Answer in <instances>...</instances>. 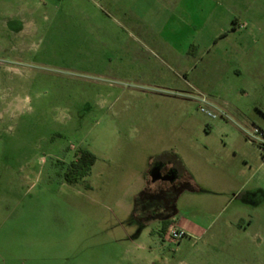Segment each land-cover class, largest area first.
I'll list each match as a JSON object with an SVG mask.
<instances>
[{"label":"rangeland","instance_id":"rangeland-1","mask_svg":"<svg viewBox=\"0 0 264 264\" xmlns=\"http://www.w3.org/2000/svg\"><path fill=\"white\" fill-rule=\"evenodd\" d=\"M77 2L0 0V264H264V0ZM175 185L161 212L210 226L181 249L149 221Z\"/></svg>","mask_w":264,"mask_h":264},{"label":"crops","instance_id":"crops-1","mask_svg":"<svg viewBox=\"0 0 264 264\" xmlns=\"http://www.w3.org/2000/svg\"><path fill=\"white\" fill-rule=\"evenodd\" d=\"M69 3L72 4V6L75 8L78 4L77 0H66ZM104 1V2H103ZM84 4H86L90 9L97 11L98 16H101L102 18L106 19H113V9L114 5H118L120 3V0H83ZM45 3V2H44ZM82 4V3H81ZM39 5V4H37ZM85 5V6H86ZM84 6L83 16L85 19H90L89 16L86 14L88 12V8ZM125 5H123L124 7ZM18 10L11 12L10 22H17L19 21L20 24H22L21 30H18V35H25L31 33V26H36L35 17L37 16V10L36 8L32 9L28 3H25L23 1V5L17 7ZM145 9L146 13H151V6L148 4ZM68 16L71 17V13H68ZM135 19H141V16L137 13H134L133 15ZM33 32V31H32ZM176 223L174 225L178 226L182 233L184 234L183 239L178 243L179 249H181L182 243L185 240L187 244H192L193 242H198L199 240L203 239L205 235L207 234L210 226H202L200 224H197L193 221H190L188 219H181L179 221H175Z\"/></svg>","mask_w":264,"mask_h":264},{"label":"flooded vegetation","instance_id":"flooded-vegetation-1","mask_svg":"<svg viewBox=\"0 0 264 264\" xmlns=\"http://www.w3.org/2000/svg\"><path fill=\"white\" fill-rule=\"evenodd\" d=\"M4 102H7V101L2 96H0V103H4ZM155 164H158V166L154 167L157 169L156 174H155L156 177L164 179V180H171L175 184L176 183L181 184L182 182L180 181L181 171L178 167H176L174 164H172L169 161L167 162L160 161V162L154 163L153 166ZM152 170H154L153 167H152ZM175 186H172L170 189H166L160 193V197H159L160 203L157 205L158 209L156 208L159 211H156L154 214L153 212L149 214V217H150L149 221H160L161 222L162 232L167 224H169L170 226L173 222H175L174 218H171L168 212L166 213L167 209L165 213L164 212L162 213L160 210L161 207L165 209L167 208V206H169L167 201L168 199L172 198V194L177 191L178 185H175Z\"/></svg>","mask_w":264,"mask_h":264},{"label":"trees","instance_id":"trees-1","mask_svg":"<svg viewBox=\"0 0 264 264\" xmlns=\"http://www.w3.org/2000/svg\"><path fill=\"white\" fill-rule=\"evenodd\" d=\"M178 161V159L174 158L169 162L174 164L179 169H181V167L184 169V167L181 165V162ZM95 162L96 157L93 153L88 150L79 149L75 155V160L68 165V170L65 175L66 181L69 184L79 183L91 173L92 167L94 166ZM184 171H186V169H184ZM168 228L169 224L165 226L162 233H166L168 231Z\"/></svg>","mask_w":264,"mask_h":264},{"label":"built area","instance_id":"built-area-1","mask_svg":"<svg viewBox=\"0 0 264 264\" xmlns=\"http://www.w3.org/2000/svg\"><path fill=\"white\" fill-rule=\"evenodd\" d=\"M203 113H207L210 117L215 118L216 116L213 113H210L206 111L205 109H202ZM184 237V234L180 230V228L176 225L171 226V228L165 233L164 239L169 240L173 243H179Z\"/></svg>","mask_w":264,"mask_h":264}]
</instances>
